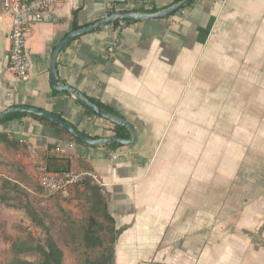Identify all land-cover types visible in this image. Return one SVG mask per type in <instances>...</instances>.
<instances>
[{
	"label": "crops",
	"instance_id": "0c3cea01",
	"mask_svg": "<svg viewBox=\"0 0 264 264\" xmlns=\"http://www.w3.org/2000/svg\"><path fill=\"white\" fill-rule=\"evenodd\" d=\"M1 1L0 114L33 106L98 139L115 137V124L54 89L55 49L73 32L116 13L155 14L186 0H56L42 21L30 19L26 81L11 70L12 20ZM184 10V16L126 19L122 30L120 19L112 21L70 41L57 59L58 85L77 88L131 123L137 146L85 145L30 114L15 116L0 121L6 162L0 176L9 167L33 172L23 141L54 172H95L116 229L123 230L113 264H264V197L229 219L230 229L203 212L207 184L239 175L248 146L257 148L254 128L264 152V0H196ZM225 116L229 136L220 133ZM233 125L244 126L245 136L233 135ZM233 144L235 157L244 154L239 163ZM195 197L199 212L190 217L186 205Z\"/></svg>",
	"mask_w": 264,
	"mask_h": 264
},
{
	"label": "rangeland",
	"instance_id": "374dc122",
	"mask_svg": "<svg viewBox=\"0 0 264 264\" xmlns=\"http://www.w3.org/2000/svg\"><path fill=\"white\" fill-rule=\"evenodd\" d=\"M228 118L225 116L222 119L220 133L223 136L230 135L232 124ZM232 129L233 135L245 136L244 126L233 125ZM259 130L254 128L251 131L255 135L252 145L257 148L248 146L243 160L244 154L240 158L235 157L237 145L233 144V161L237 162L239 159V163L242 160L239 175L222 183L212 178L210 184H207L204 215L210 220L215 219L211 217L220 218L223 229L233 228L230 220L234 215H240L242 208L250 204L251 200L264 197V152L262 145L256 144ZM233 142H236L234 137ZM23 148L32 169L27 147ZM2 159L5 158L0 151V166H5L6 162ZM9 179L18 181L21 185ZM0 198V264H16L18 261L42 264V255L31 249L39 243L46 247V242L50 239L63 251L64 264H86L87 259L99 264L102 256L113 251L115 244H110L112 234H109L111 224L102 219L99 221L104 229L97 230L104 245L90 251L85 247L84 232L92 211L90 192L84 186L76 188L68 200L46 197L38 185L34 170L27 174L20 167H9L4 176H0ZM196 203L197 197L186 205L190 208L188 216H196L199 212ZM13 245L16 246L13 248ZM109 264H113V258Z\"/></svg>",
	"mask_w": 264,
	"mask_h": 264
},
{
	"label": "built area",
	"instance_id": "2783aa9c",
	"mask_svg": "<svg viewBox=\"0 0 264 264\" xmlns=\"http://www.w3.org/2000/svg\"><path fill=\"white\" fill-rule=\"evenodd\" d=\"M56 0H2V8L11 15L12 25L10 31L11 42V70L16 77L22 81L29 79L31 74V59L27 48V33L31 21L40 22L44 19L46 12H49ZM180 14H186L184 9L179 10ZM32 17V20H30ZM119 29L127 27L125 20L119 21ZM110 52L114 51L111 47ZM26 145L30 155V161L36 174L39 187L46 197H58L62 200L70 199L76 186L83 185L90 181L92 184L103 188L105 184L99 176L92 171H59L54 172L48 163L42 159L38 150L32 145ZM113 160L118 158L117 153L109 154Z\"/></svg>",
	"mask_w": 264,
	"mask_h": 264
},
{
	"label": "water",
	"instance_id": "95a60500",
	"mask_svg": "<svg viewBox=\"0 0 264 264\" xmlns=\"http://www.w3.org/2000/svg\"><path fill=\"white\" fill-rule=\"evenodd\" d=\"M196 0H186L182 3H179L167 10H164L159 13L155 14H140V13H129V12H121L116 13L112 15L111 17H108L107 19H104L102 21L97 22L94 25H91L87 28H83L81 30L75 31L72 34H70L63 42H61L57 48L55 49L53 56L50 61V75H51V81L52 85L55 90L59 92H67L71 95H73L76 99L80 100L84 105H86L90 110L101 116L102 118L108 120L109 122L119 125L127 129L131 134L133 139L132 140H126L121 139L117 137H104V138H91L83 135L77 128H75L71 123L66 121L64 118L60 117L59 115H56L52 112L42 110L33 106H18V107H12L6 110L5 112L0 114V121L7 118L8 116H11L16 113H26L30 115H35L41 118H44L64 130H66L68 133H70L75 139H78L90 146H105V145H112V144H119L122 146H129V147H135L138 145L139 142V134L137 130L134 128V126L129 123L127 120L122 119L120 117H117L113 114H110L103 108H101L98 104H96L91 98H89L87 95H85L83 92L78 90L75 87L71 86H59L56 80L55 76V66L57 59L63 50V48L70 42L76 39L77 37L86 35L88 33L94 32L97 29L103 27L104 25L115 21V20H136V21H143V20H151V19H162L165 17L170 16L171 14L190 6L193 4Z\"/></svg>",
	"mask_w": 264,
	"mask_h": 264
},
{
	"label": "trees",
	"instance_id": "16d2710c",
	"mask_svg": "<svg viewBox=\"0 0 264 264\" xmlns=\"http://www.w3.org/2000/svg\"><path fill=\"white\" fill-rule=\"evenodd\" d=\"M185 8H187V7H185ZM185 8H183V9H185ZM177 12H175L174 14H176ZM110 15H112V13ZM115 23H117V21ZM76 28H77V30L79 29L78 27H76ZM92 100L96 104H98L101 108H103L104 110L109 112L110 114H113V115L119 117L118 115H116V113H114L111 109H109L105 105L101 104L100 102H98L94 99H92ZM77 101L86 109V111L90 115H96L99 117L98 114H96L95 112L90 110L80 100L77 99ZM15 116L17 117V116H29V115L26 113H16L14 115L8 116L4 120H2V122L8 121L9 119L14 118ZM31 116H33L35 119L40 120V121L44 122L45 124L49 125L53 129H55L56 132L66 133L68 135H71L70 133H68L66 130H64L60 126H58V125H56V124H54V123H52V122H50L44 118H41V117H38L35 115H31ZM114 132H115V137L121 138V139H126V137L123 133L128 132V131L122 126L115 125ZM82 134L88 137V135H86L85 133H82ZM75 140H77L81 144L86 145V143H84L78 139H75ZM109 147L116 149V148H119L122 146L119 144H116V145L113 144V145H110ZM83 186L90 192L91 211H92V214L89 218V222H88L86 229H85V232H84L83 240L85 241V247L87 248V250L90 251V250H94L98 247H102L104 245V241H103L102 237L99 235L98 230H97V228L104 229V225L100 224L99 219L105 220L111 224L109 234H112V239L110 240V244H115L123 230H117L116 229L115 219L109 213V209H108V205H107L105 197L101 193L100 188L95 186L94 184H92V182H90V181L85 182L83 185L76 186L74 188V190L78 187H83ZM56 198H58V197H56ZM0 200H1V198H0ZM46 244H47V246L45 247V245H42L39 243L31 249V250H33V249L36 250V252H38L42 255V258H43L42 264H64V253L61 250V248L56 244V242L53 239H50L48 243L46 242ZM15 246L16 245H13V248ZM112 258H113V251L110 250V252L107 256L101 257V261L99 262V264H109L110 261L112 260ZM16 264H32V263H29L26 261H18ZM86 264H96V263H94L91 259H87Z\"/></svg>",
	"mask_w": 264,
	"mask_h": 264
}]
</instances>
